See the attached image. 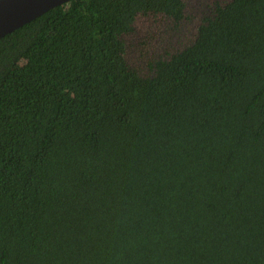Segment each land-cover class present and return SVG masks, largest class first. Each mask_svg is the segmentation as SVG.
<instances>
[{"label":"trees","instance_id":"16d2710c","mask_svg":"<svg viewBox=\"0 0 264 264\" xmlns=\"http://www.w3.org/2000/svg\"><path fill=\"white\" fill-rule=\"evenodd\" d=\"M0 264H264V0H71L0 38Z\"/></svg>","mask_w":264,"mask_h":264},{"label":"water","instance_id":"95a60500","mask_svg":"<svg viewBox=\"0 0 264 264\" xmlns=\"http://www.w3.org/2000/svg\"><path fill=\"white\" fill-rule=\"evenodd\" d=\"M71 0H0V38Z\"/></svg>","mask_w":264,"mask_h":264},{"label":"rangeland","instance_id":"374dc122","mask_svg":"<svg viewBox=\"0 0 264 264\" xmlns=\"http://www.w3.org/2000/svg\"><path fill=\"white\" fill-rule=\"evenodd\" d=\"M142 25V28H144V30L148 27H150L152 24H153V21L151 20H148V19H139L138 20V25ZM141 29V28H140ZM149 31L151 30V32H154L155 31V28H149L148 29ZM146 31L143 32V34L145 33ZM154 34V33H152Z\"/></svg>","mask_w":264,"mask_h":264}]
</instances>
